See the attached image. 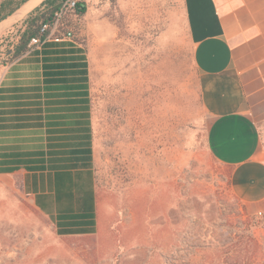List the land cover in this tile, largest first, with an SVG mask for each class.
Listing matches in <instances>:
<instances>
[{
  "label": "rangeland",
  "instance_id": "1",
  "mask_svg": "<svg viewBox=\"0 0 264 264\" xmlns=\"http://www.w3.org/2000/svg\"><path fill=\"white\" fill-rule=\"evenodd\" d=\"M82 1L86 15H69L71 26L60 24L49 38L70 31L94 70L99 226L91 235H61L25 194L23 174H0V264H264V202L242 203L231 190V169L209 151L178 0ZM24 20L0 35V59ZM261 136L264 145V124ZM144 178L151 193L137 201Z\"/></svg>",
  "mask_w": 264,
  "mask_h": 264
},
{
  "label": "crops",
  "instance_id": "2",
  "mask_svg": "<svg viewBox=\"0 0 264 264\" xmlns=\"http://www.w3.org/2000/svg\"><path fill=\"white\" fill-rule=\"evenodd\" d=\"M178 2L182 15L180 25L186 27L193 47L200 96L206 114L205 133L209 151L217 161L231 169V190L235 196L246 205L261 204L264 202V145L261 136V127L264 124V0H178ZM65 39L73 41L77 47L84 49L85 61L88 65L89 96H78L75 99L80 102L90 100L89 120L92 128L88 53L76 41L70 38ZM34 50L36 49L27 52L22 58L8 66L0 65V89L12 88L16 86V81H21L22 84L24 83L23 85L29 86L34 80H38L42 87L45 85L42 68L45 56L42 54L41 48H37L39 54H35ZM81 83L73 82L72 84L81 85ZM9 94L2 93L1 96ZM28 100L33 101L32 98ZM11 101L10 99L0 100V103L8 104ZM47 106L82 107L88 106V103L50 104L44 107ZM4 109L5 114H0L1 153L9 151L4 149L9 146V143H4L2 140L16 137L13 133L15 128L8 125L15 122V118L19 116H26L30 119H34L36 116L34 113L13 114L11 110L14 108L11 106L0 108V110ZM79 112V114L86 113V111ZM50 114L55 113L43 112L42 117L45 118ZM86 119L88 118H83V120ZM3 123L5 127H3ZM47 166L42 172H31L21 167L14 173L1 175L23 174L25 194L30 197L39 211L54 221L59 231V216L78 214V195L74 188L77 184L76 170H70L73 210L67 213L60 206L64 200L59 201L57 197L56 171ZM80 171L83 173L92 172L83 190L93 193V212H91L93 218L64 220L65 222H91V225L80 227L86 229L88 233L61 234L64 236L91 235L99 226L93 167ZM86 175L88 176V174ZM130 185L131 187H129ZM129 186L128 193L130 188L134 189L135 183L133 182ZM150 193V183L144 178L143 184H140L134 195H138L137 201L145 202L146 195ZM133 204L134 201L131 202V205ZM172 208V204L167 206L166 212L162 216H169ZM131 210L129 209V213H127L128 217H137ZM83 213L87 212H80V214ZM142 216L144 218L151 217V211L148 213L144 211ZM147 224L149 228H152L151 222H147ZM67 228L76 229V227ZM171 247L173 246H162L165 249ZM145 248H149V245Z\"/></svg>",
  "mask_w": 264,
  "mask_h": 264
},
{
  "label": "trees",
  "instance_id": "3",
  "mask_svg": "<svg viewBox=\"0 0 264 264\" xmlns=\"http://www.w3.org/2000/svg\"><path fill=\"white\" fill-rule=\"evenodd\" d=\"M25 1L27 0H20L16 3L15 0H5L0 5V20ZM62 1L46 0L30 13L23 21V26L16 38L6 46L3 57L0 59V65L8 66L32 49H36L34 53L39 54L37 48H41L45 56L42 66L45 78L43 87L40 81L34 80L29 86L16 81V86L0 89V100H12L8 104L0 103V108L11 106L14 108L11 113L18 115L36 114L34 119L26 116L16 117L15 122L8 125L15 128L13 133L16 137L2 140L4 143H9L8 147H4L9 151L0 152V174L14 173L21 167L31 172H42L48 164L47 167L56 171L57 197L59 201L64 200L60 206L69 213L73 210L70 170H76L77 184L74 188L78 195V214L59 216L58 226L60 234H86L88 231L80 227L91 225V222L64 221L93 218V213H91L93 212V193L83 190L92 172L80 171L93 167V132L89 120L90 100L80 102L75 99L78 96H89L88 65L85 61L84 49L77 47L69 39H48ZM86 13V3L80 0L76 16L83 17ZM71 24V19L67 16L62 25L68 27ZM45 26L47 28L43 30ZM33 39H40V43L34 48L31 46ZM73 82L82 83L75 85L72 84ZM2 93L10 94L1 96ZM31 98L33 101L28 100ZM43 99L45 101H42ZM74 103H88V106L44 107L50 104ZM79 111H86V113L79 114ZM43 112H54L55 114L46 115L44 118L42 117ZM2 113L5 114V109L0 110V114ZM83 118L88 119L83 120ZM82 211L87 213L80 214ZM67 227H76V229L72 230Z\"/></svg>",
  "mask_w": 264,
  "mask_h": 264
},
{
  "label": "built area",
  "instance_id": "4",
  "mask_svg": "<svg viewBox=\"0 0 264 264\" xmlns=\"http://www.w3.org/2000/svg\"><path fill=\"white\" fill-rule=\"evenodd\" d=\"M80 0H63L61 3V8L60 10L56 13V22L53 27V29L57 28L60 24H63L64 19L71 15V16H76V10L77 6ZM47 26L44 27L43 30H45ZM72 36V33L69 31L67 32V38H70ZM49 39V37H48ZM40 43V39H33L31 46L38 45Z\"/></svg>",
  "mask_w": 264,
  "mask_h": 264
},
{
  "label": "water",
  "instance_id": "5",
  "mask_svg": "<svg viewBox=\"0 0 264 264\" xmlns=\"http://www.w3.org/2000/svg\"><path fill=\"white\" fill-rule=\"evenodd\" d=\"M32 0L25 1L21 6H19L16 10L10 13L8 16L0 20V35L10 26H14L15 24L24 20L30 13H32L36 8L41 6L46 0L39 1L32 9L27 11L25 14H22V10L30 3ZM7 24V25H6ZM4 25H6L4 27Z\"/></svg>",
  "mask_w": 264,
  "mask_h": 264
},
{
  "label": "bare ground",
  "instance_id": "6",
  "mask_svg": "<svg viewBox=\"0 0 264 264\" xmlns=\"http://www.w3.org/2000/svg\"><path fill=\"white\" fill-rule=\"evenodd\" d=\"M39 1H41V0H32V1H30V3L22 10V14L25 12H27V11H29L30 9H32ZM24 13V14H25ZM7 25V24H6ZM6 25H4V27L6 26ZM116 45H114V44H112V47H115ZM113 52H117V50H113ZM99 64H101V62L99 63ZM97 74L99 75L100 74V72H101V66H99L98 68H97ZM93 73H94V70L92 69V63H91V61H90V77L92 78L94 75H93Z\"/></svg>",
  "mask_w": 264,
  "mask_h": 264
}]
</instances>
